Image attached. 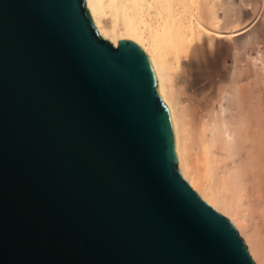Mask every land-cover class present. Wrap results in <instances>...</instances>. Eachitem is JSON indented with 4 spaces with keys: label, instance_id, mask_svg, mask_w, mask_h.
Masks as SVG:
<instances>
[{
    "label": "water",
    "instance_id": "95a60500",
    "mask_svg": "<svg viewBox=\"0 0 264 264\" xmlns=\"http://www.w3.org/2000/svg\"><path fill=\"white\" fill-rule=\"evenodd\" d=\"M0 264H256L177 167L148 56L83 0H0Z\"/></svg>",
    "mask_w": 264,
    "mask_h": 264
},
{
    "label": "bare ground",
    "instance_id": "6f19581e",
    "mask_svg": "<svg viewBox=\"0 0 264 264\" xmlns=\"http://www.w3.org/2000/svg\"><path fill=\"white\" fill-rule=\"evenodd\" d=\"M148 56L182 176L264 264V0H83Z\"/></svg>",
    "mask_w": 264,
    "mask_h": 264
}]
</instances>
